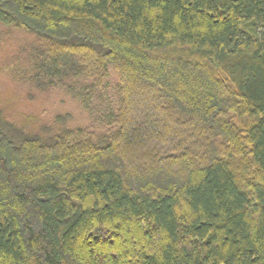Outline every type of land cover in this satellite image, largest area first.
I'll use <instances>...</instances> for the list:
<instances>
[{
	"label": "trees",
	"instance_id": "1",
	"mask_svg": "<svg viewBox=\"0 0 264 264\" xmlns=\"http://www.w3.org/2000/svg\"><path fill=\"white\" fill-rule=\"evenodd\" d=\"M0 26V264H264V0H0ZM57 94L83 124L28 109Z\"/></svg>",
	"mask_w": 264,
	"mask_h": 264
},
{
	"label": "rangeland",
	"instance_id": "2",
	"mask_svg": "<svg viewBox=\"0 0 264 264\" xmlns=\"http://www.w3.org/2000/svg\"><path fill=\"white\" fill-rule=\"evenodd\" d=\"M1 31H2V27L0 26V33ZM12 37L13 38H10V39H12V41L14 42L18 40V38H21V35L20 33L14 32ZM6 38L7 36L0 35V40H4ZM9 85H10V82L8 81L7 75L4 72L0 73V91L1 90L4 91L5 88L8 89ZM28 109H31L32 111H38V110L44 111L45 113L68 112L72 114V117L75 120L74 123H77V124L84 123V120H83L84 115L82 111H80V109H78L75 103H73L71 100L61 98V95L59 94L51 97V101L48 103H45V104L41 102L32 103L28 106Z\"/></svg>",
	"mask_w": 264,
	"mask_h": 264
}]
</instances>
